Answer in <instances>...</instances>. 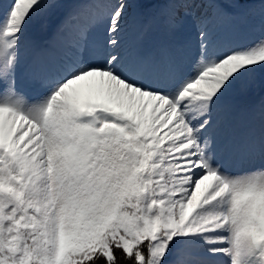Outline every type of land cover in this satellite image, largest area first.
<instances>
[{"label": "snow or ice", "instance_id": "6c2138e0", "mask_svg": "<svg viewBox=\"0 0 264 264\" xmlns=\"http://www.w3.org/2000/svg\"><path fill=\"white\" fill-rule=\"evenodd\" d=\"M0 264H264V0H0Z\"/></svg>", "mask_w": 264, "mask_h": 264}, {"label": "rangeland", "instance_id": "374dc122", "mask_svg": "<svg viewBox=\"0 0 264 264\" xmlns=\"http://www.w3.org/2000/svg\"><path fill=\"white\" fill-rule=\"evenodd\" d=\"M35 30H38V29H34V31H35ZM83 91H84V92H87V91H88V87H87V85H84V86H83Z\"/></svg>", "mask_w": 264, "mask_h": 264}]
</instances>
